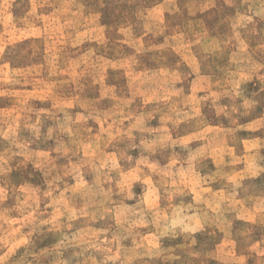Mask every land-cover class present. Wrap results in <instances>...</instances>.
Returning <instances> with one entry per match:
<instances>
[{
    "label": "rangeland",
    "instance_id": "rangeland-1",
    "mask_svg": "<svg viewBox=\"0 0 264 264\" xmlns=\"http://www.w3.org/2000/svg\"><path fill=\"white\" fill-rule=\"evenodd\" d=\"M0 264H264V0H0Z\"/></svg>",
    "mask_w": 264,
    "mask_h": 264
}]
</instances>
